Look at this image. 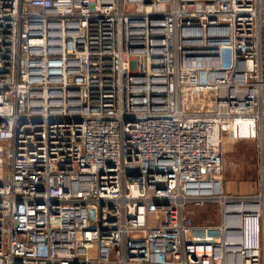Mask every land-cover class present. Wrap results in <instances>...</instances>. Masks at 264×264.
I'll return each mask as SVG.
<instances>
[{"label":"built area","instance_id":"2783aa9c","mask_svg":"<svg viewBox=\"0 0 264 264\" xmlns=\"http://www.w3.org/2000/svg\"><path fill=\"white\" fill-rule=\"evenodd\" d=\"M263 26L264 0H0V264H264V176L223 179L225 137L264 157Z\"/></svg>","mask_w":264,"mask_h":264},{"label":"rangeland","instance_id":"374dc122","mask_svg":"<svg viewBox=\"0 0 264 264\" xmlns=\"http://www.w3.org/2000/svg\"><path fill=\"white\" fill-rule=\"evenodd\" d=\"M194 101L188 99L184 107L190 108ZM223 179L225 191L234 195H250L259 192L263 183L264 157L260 139H236L225 137L223 144ZM220 210L216 205L195 207L196 226L216 227L220 219ZM210 230V229H209ZM214 232V229H213ZM194 238L206 239V234L196 232Z\"/></svg>","mask_w":264,"mask_h":264},{"label":"crops","instance_id":"0c3cea01","mask_svg":"<svg viewBox=\"0 0 264 264\" xmlns=\"http://www.w3.org/2000/svg\"><path fill=\"white\" fill-rule=\"evenodd\" d=\"M262 49H263V56H264V26H263V48Z\"/></svg>","mask_w":264,"mask_h":264},{"label":"bare ground","instance_id":"6f19581e","mask_svg":"<svg viewBox=\"0 0 264 264\" xmlns=\"http://www.w3.org/2000/svg\"><path fill=\"white\" fill-rule=\"evenodd\" d=\"M231 222H235V220L232 218ZM236 223H237V220H236ZM236 223H235V224H236Z\"/></svg>","mask_w":264,"mask_h":264},{"label":"water","instance_id":"95a60500","mask_svg":"<svg viewBox=\"0 0 264 264\" xmlns=\"http://www.w3.org/2000/svg\"><path fill=\"white\" fill-rule=\"evenodd\" d=\"M237 236H238V234L236 235L235 239L238 238Z\"/></svg>","mask_w":264,"mask_h":264}]
</instances>
